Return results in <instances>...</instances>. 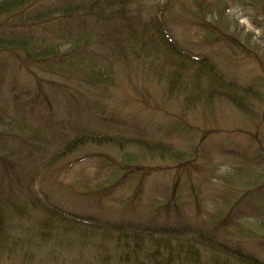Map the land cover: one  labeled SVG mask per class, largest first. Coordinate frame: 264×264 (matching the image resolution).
<instances>
[{"label":"rangeland","instance_id":"374dc122","mask_svg":"<svg viewBox=\"0 0 264 264\" xmlns=\"http://www.w3.org/2000/svg\"><path fill=\"white\" fill-rule=\"evenodd\" d=\"M154 2L163 6L166 28L185 50L208 58L227 80L259 91L261 98L251 101L252 114L204 100L189 110L168 94L151 63L136 59L144 58L136 46L114 61L100 62L97 54L105 52L104 46H115L116 32L104 35L105 44L96 40L87 45L104 76L110 69L99 82L89 80V60L78 59L77 70L55 73L28 69L14 54L0 52V264H101L105 251L79 239L88 226L81 221L56 218L45 243L40 242L45 234L38 224L48 218L43 202L78 217L155 232L210 235L264 262V236L257 235V222L264 225V175L255 174L264 172V164L254 165L257 157L264 160L262 10L236 0H135V6L149 14ZM217 10L213 30H203L196 22L202 12L213 21ZM61 27L51 24L42 31L32 26L63 45L74 41V30L96 24L73 21L70 35ZM89 132L170 143L193 150L195 161L178 170L171 161L143 159L130 147L95 144L63 155L65 142ZM128 155L137 159L123 162ZM251 224L254 237L247 234Z\"/></svg>","mask_w":264,"mask_h":264},{"label":"trees","instance_id":"16d2710c","mask_svg":"<svg viewBox=\"0 0 264 264\" xmlns=\"http://www.w3.org/2000/svg\"><path fill=\"white\" fill-rule=\"evenodd\" d=\"M236 1L244 6L252 5L255 9L262 10L264 16V0ZM36 2L37 0H0V52L14 54L28 69L45 68L55 73L65 71L69 67L77 70L81 63L78 59H85L93 63L92 72H87L89 80L99 82L106 80L110 74L108 69L104 76L100 62L114 61L120 54L128 53L131 49L134 51L136 46L138 48L136 53L144 55L143 59H136L151 63L154 74H160L164 79L168 94L180 98L183 106L189 110L202 100L218 101L238 108L241 113L251 115V101L261 98V94L253 85H238L227 80L208 58L187 51L178 44L166 28L163 6L158 2H154L156 6H152L149 14H143L141 9L135 6L137 4L135 0H62L56 5L40 6ZM197 11L196 14L199 15L202 9ZM220 12L217 10L216 13H212L213 21L204 20L202 12L203 17L199 19L201 23L198 25L205 31L213 30L212 22H217L216 17ZM85 19H92L96 27L77 32L74 30V41L63 44L64 48L59 40L50 42L46 34H37L35 28H32L33 25H38L45 31L46 26L57 24L60 26L59 31L62 30V25L67 28L70 35L71 23ZM113 32L118 34L115 46L109 49L104 46L105 52L97 54L100 62H96L92 53H88L87 45L96 40L105 44L107 38H104V35ZM226 39L233 44L238 43L228 36ZM2 122L3 116L0 115V123ZM87 144L115 147L119 150L125 146L130 147L143 159L171 161L178 170L193 166L195 161L194 151L191 149L185 151L170 143L94 132L68 140L62 153L69 154L78 146ZM255 158L256 156L253 160ZM257 158L254 165H263V157ZM136 159L128 155L124 157L123 162L131 163ZM259 173L264 175L263 171H257L255 174L259 176ZM175 191L176 184L172 187L171 197ZM42 207L48 218L38 224L41 225L38 226L39 232L45 234L40 242L45 243L44 240L49 236L48 228L56 218L59 222L81 221L88 226L87 230L79 235V239L92 242L97 250L105 251L103 256H99L101 264H151L153 263L149 262L151 259L155 260L156 264H264L259 258L210 235L186 234L174 230L155 232L86 216L78 217L48 202H43ZM257 223L259 229L257 235L264 236V225H260L259 221ZM253 229L251 224L248 236L256 235ZM41 234L36 232L38 237H42ZM108 244L114 248H106Z\"/></svg>","mask_w":264,"mask_h":264},{"label":"bare ground","instance_id":"6f19581e","mask_svg":"<svg viewBox=\"0 0 264 264\" xmlns=\"http://www.w3.org/2000/svg\"><path fill=\"white\" fill-rule=\"evenodd\" d=\"M248 25L250 26V24L248 23Z\"/></svg>","mask_w":264,"mask_h":264}]
</instances>
